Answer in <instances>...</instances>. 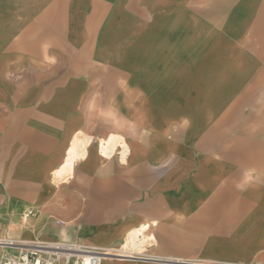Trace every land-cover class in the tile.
<instances>
[{
    "label": "crops",
    "instance_id": "1",
    "mask_svg": "<svg viewBox=\"0 0 264 264\" xmlns=\"http://www.w3.org/2000/svg\"><path fill=\"white\" fill-rule=\"evenodd\" d=\"M54 242L264 264V0H0V255Z\"/></svg>",
    "mask_w": 264,
    "mask_h": 264
},
{
    "label": "built area",
    "instance_id": "2",
    "mask_svg": "<svg viewBox=\"0 0 264 264\" xmlns=\"http://www.w3.org/2000/svg\"><path fill=\"white\" fill-rule=\"evenodd\" d=\"M34 214L35 211L28 210L24 217ZM113 252L114 249L100 251L80 242L36 243L14 255L3 253L0 264H103Z\"/></svg>",
    "mask_w": 264,
    "mask_h": 264
},
{
    "label": "clouds",
    "instance_id": "3",
    "mask_svg": "<svg viewBox=\"0 0 264 264\" xmlns=\"http://www.w3.org/2000/svg\"><path fill=\"white\" fill-rule=\"evenodd\" d=\"M254 170L249 169L246 170L241 178V181L238 183L237 187L243 188L246 184H248L253 179Z\"/></svg>",
    "mask_w": 264,
    "mask_h": 264
},
{
    "label": "bare ground",
    "instance_id": "4",
    "mask_svg": "<svg viewBox=\"0 0 264 264\" xmlns=\"http://www.w3.org/2000/svg\"><path fill=\"white\" fill-rule=\"evenodd\" d=\"M79 143V142H78ZM80 145V144H79ZM75 147V146H74ZM77 148V147H76ZM76 148H74V149H76ZM74 149L72 150L73 151V153H74ZM75 158V156H73V154L70 156V158H69V160L67 161V164L65 165V167H64V169H66V167H68V166H71V164H72V158Z\"/></svg>",
    "mask_w": 264,
    "mask_h": 264
}]
</instances>
